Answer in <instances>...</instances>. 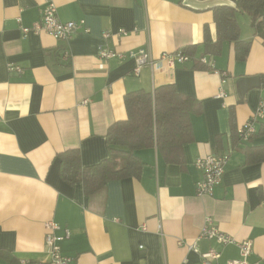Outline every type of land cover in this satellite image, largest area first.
<instances>
[{"label":"crops","instance_id":"crops-1","mask_svg":"<svg viewBox=\"0 0 264 264\" xmlns=\"http://www.w3.org/2000/svg\"><path fill=\"white\" fill-rule=\"evenodd\" d=\"M235 1L0 0V264L47 262V222L59 227L58 237L69 231L58 246L73 264H202L188 249L193 243L200 253L219 255L213 264L239 259L235 243L199 237L206 219L234 241L252 243L248 264H264V162L247 160L248 149L264 147V119L249 142L237 137L264 99V47L245 14V61L236 60L231 43L217 54L204 44L205 28L216 41L211 8ZM48 2L62 22H83L69 40L22 33L40 21ZM99 45L124 56L101 59ZM139 49L153 59L182 52L189 60L135 75L125 54ZM163 85L196 102L178 155L137 151L144 163L139 178L110 181L90 196L81 183L61 179L59 154L78 150L84 168L107 159V130L127 118L125 94ZM223 154L220 184L198 196L196 159Z\"/></svg>","mask_w":264,"mask_h":264},{"label":"trees","instance_id":"trees-1","mask_svg":"<svg viewBox=\"0 0 264 264\" xmlns=\"http://www.w3.org/2000/svg\"><path fill=\"white\" fill-rule=\"evenodd\" d=\"M211 11L216 41L210 43L205 28L204 44L212 54L219 53L221 44L228 42L234 46L236 60H246L251 43L242 41L239 33V20L244 14L249 17L254 35L264 47V0H236L233 6H216ZM184 52L191 57L193 47ZM123 101L127 118L107 130V159L84 168L78 150H68L57 156L61 179L69 185L81 183L86 196L101 192L110 181L139 178L144 163L136 155L137 151L155 148L162 156L172 158L190 138L189 115L196 102L179 95L173 85L160 86L152 93L130 92L125 94ZM258 134L264 136V125ZM247 160L264 162V147L248 149Z\"/></svg>","mask_w":264,"mask_h":264},{"label":"built area","instance_id":"built-area-1","mask_svg":"<svg viewBox=\"0 0 264 264\" xmlns=\"http://www.w3.org/2000/svg\"><path fill=\"white\" fill-rule=\"evenodd\" d=\"M80 24L82 25L83 22H80L79 25ZM79 25L74 22H62L57 15L56 6L52 2H48L42 12L40 21L32 25L31 28L21 27V31L24 35H27L30 32L34 34L45 33L52 36L56 40L67 41L72 37ZM118 35L126 36L127 33L120 30ZM109 36L110 35L107 32H104L102 34V39H107ZM98 55L101 59H111L114 57L122 58L124 56L123 53L111 51L104 45L98 46ZM125 55L135 61L133 69V73L135 75H138L141 69L145 66L153 68L157 65V67L162 68L163 64H165L166 68L172 69L175 64L185 63L189 60V58L182 52L162 54L158 59H153L150 53L144 49L129 51ZM201 61L203 63L206 62L204 59ZM8 71L21 73L22 69L16 65H9ZM223 76L226 77V74H223ZM263 119L264 99L258 103V106L252 113L251 117L238 128L237 137L239 141L242 143L249 142L256 133V124L258 121ZM227 161L228 156L225 154L209 155L196 159L195 167L202 174V179L196 183V194L198 196H210L212 194L213 189L221 182ZM58 229L59 227L53 222H47L45 224L46 233L44 236V244L47 249V262L39 264H73V260L71 258L61 254L58 246V242L69 237V231L66 230L63 237H58L55 235V231ZM199 237L207 240H214L221 245L235 243L239 249V259L228 261L225 264H248L246 259L252 251V243L250 241H234L232 238L224 235L214 225H212L210 219H206V225L201 230ZM188 249L201 257L202 264H213L212 261L219 257V255L214 251L200 253L196 243L190 245Z\"/></svg>","mask_w":264,"mask_h":264}]
</instances>
